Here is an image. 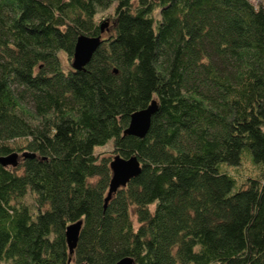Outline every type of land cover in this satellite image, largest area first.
I'll return each instance as SVG.
<instances>
[{
	"label": "trees",
	"instance_id": "obj_1",
	"mask_svg": "<svg viewBox=\"0 0 264 264\" xmlns=\"http://www.w3.org/2000/svg\"><path fill=\"white\" fill-rule=\"evenodd\" d=\"M81 34L103 40L75 69ZM152 100L146 135H124ZM111 138L114 154L94 151ZM12 152L0 264H264V0H0ZM115 154L142 168L105 207Z\"/></svg>",
	"mask_w": 264,
	"mask_h": 264
},
{
	"label": "water",
	"instance_id": "obj_2",
	"mask_svg": "<svg viewBox=\"0 0 264 264\" xmlns=\"http://www.w3.org/2000/svg\"><path fill=\"white\" fill-rule=\"evenodd\" d=\"M108 27V22L103 21L101 23V31L104 32ZM103 38L100 35L90 36L87 34H81L78 36L74 53L72 59V66L75 69H83L85 65L90 61L93 53L101 44ZM158 108V103L156 100L139 110L134 111L131 114L128 126L124 129V135H136L139 137H144L150 127L152 115ZM23 156H29L28 153H23ZM19 153L12 152L8 155L0 156V163L3 165H17L19 160ZM110 168L112 171L111 179L109 182V189L107 196L105 198V207L107 202L111 198L113 192H115L119 187L125 186L131 178L138 175L141 171V164L137 156L132 155L128 158L121 156L120 154H115L110 160ZM82 220L72 222L66 227V239L69 246L70 254L74 252L76 247L80 230L82 227ZM81 264H89L87 262H82ZM114 264H135L132 257H124L118 260Z\"/></svg>",
	"mask_w": 264,
	"mask_h": 264
},
{
	"label": "rangeland",
	"instance_id": "obj_3",
	"mask_svg": "<svg viewBox=\"0 0 264 264\" xmlns=\"http://www.w3.org/2000/svg\"><path fill=\"white\" fill-rule=\"evenodd\" d=\"M252 1L258 2V0H252ZM112 12H113V8L110 7L108 9H106V10L100 11L97 14V16H96V18L98 19V21H100V22L107 21L108 22V24H109V31L111 30L112 24H113V18L111 16ZM103 33L104 34H107L108 31H105ZM60 56H61V58H62V60L64 62V52L63 51L60 52ZM113 143H114V140H113V138H111L105 144H98V145H96L95 148H94V151L96 153H98V152H105L107 155H112V154H114V153H112ZM249 167H251V164L250 163H244V165L242 167V170H243L242 172H244V173L248 172V168Z\"/></svg>",
	"mask_w": 264,
	"mask_h": 264
}]
</instances>
